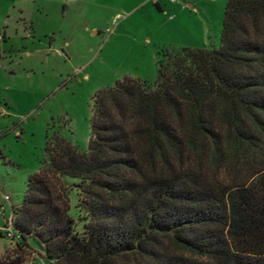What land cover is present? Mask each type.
<instances>
[{
  "label": "trees",
  "instance_id": "1",
  "mask_svg": "<svg viewBox=\"0 0 264 264\" xmlns=\"http://www.w3.org/2000/svg\"><path fill=\"white\" fill-rule=\"evenodd\" d=\"M155 56L95 92L86 151L46 137L11 207L33 264H264V0H226L218 47Z\"/></svg>",
  "mask_w": 264,
  "mask_h": 264
},
{
  "label": "rangeland",
  "instance_id": "2",
  "mask_svg": "<svg viewBox=\"0 0 264 264\" xmlns=\"http://www.w3.org/2000/svg\"><path fill=\"white\" fill-rule=\"evenodd\" d=\"M225 4L0 0V231L40 166L46 137L86 151L95 92L124 75L152 81L158 47H218ZM69 199L72 211L73 192ZM16 257L33 264L3 233L0 264Z\"/></svg>",
  "mask_w": 264,
  "mask_h": 264
},
{
  "label": "built area",
  "instance_id": "3",
  "mask_svg": "<svg viewBox=\"0 0 264 264\" xmlns=\"http://www.w3.org/2000/svg\"><path fill=\"white\" fill-rule=\"evenodd\" d=\"M114 25H115V20L113 19L111 21V27H106L105 31L108 32V33L111 32V29L114 27ZM4 198H7V197L4 196ZM1 232H2V234L4 233L5 236H7L12 241L15 239V236H14V233H13L12 227H11V216L9 217V221H8V224H7L4 232L3 231H1Z\"/></svg>",
  "mask_w": 264,
  "mask_h": 264
},
{
  "label": "crops",
  "instance_id": "4",
  "mask_svg": "<svg viewBox=\"0 0 264 264\" xmlns=\"http://www.w3.org/2000/svg\"><path fill=\"white\" fill-rule=\"evenodd\" d=\"M98 30H94L93 33H97ZM139 78V77H138Z\"/></svg>",
  "mask_w": 264,
  "mask_h": 264
}]
</instances>
